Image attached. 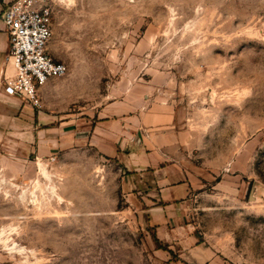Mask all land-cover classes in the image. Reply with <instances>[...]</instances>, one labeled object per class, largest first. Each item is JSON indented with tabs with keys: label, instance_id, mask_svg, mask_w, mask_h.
<instances>
[{
	"label": "rangeland",
	"instance_id": "rangeland-1",
	"mask_svg": "<svg viewBox=\"0 0 264 264\" xmlns=\"http://www.w3.org/2000/svg\"><path fill=\"white\" fill-rule=\"evenodd\" d=\"M38 1L69 67L47 125L120 102L192 191L166 210L152 168L0 130V264H264V0Z\"/></svg>",
	"mask_w": 264,
	"mask_h": 264
},
{
	"label": "crops",
	"instance_id": "crops-1",
	"mask_svg": "<svg viewBox=\"0 0 264 264\" xmlns=\"http://www.w3.org/2000/svg\"><path fill=\"white\" fill-rule=\"evenodd\" d=\"M14 1L0 0V130H14L10 138L21 145H30L32 141L37 140L40 145H45L48 143L49 128L53 129L56 135L55 139L50 141H54L60 146L59 148H65L69 143L74 146L87 144L106 158L118 157L128 167L131 166L129 169L132 168L136 172L152 168L155 170L152 194H156L153 199L158 201L156 204L164 203L166 210L173 208L177 201L187 197L192 187L187 180H178L181 179L180 165L168 164L162 167L164 157L157 155L154 159L152 156L140 157L139 152L135 150L138 123L131 113L127 114L120 102L103 105L93 113L92 119L88 117L89 115L72 119L56 115L55 121H51L48 126L47 117L43 116L38 107L5 91V72L10 76L13 71L6 61L10 39L2 17L6 7ZM51 81L41 89L42 97ZM137 158L142 159L137 163L135 161ZM162 215L166 223L175 218L169 213Z\"/></svg>",
	"mask_w": 264,
	"mask_h": 264
},
{
	"label": "built area",
	"instance_id": "built-area-1",
	"mask_svg": "<svg viewBox=\"0 0 264 264\" xmlns=\"http://www.w3.org/2000/svg\"><path fill=\"white\" fill-rule=\"evenodd\" d=\"M2 19L10 39L6 61L13 71L10 76L5 72V91L41 109V89L69 72L68 65L50 52L52 9L38 0H15L6 7Z\"/></svg>",
	"mask_w": 264,
	"mask_h": 264
},
{
	"label": "bare ground",
	"instance_id": "bare-ground-1",
	"mask_svg": "<svg viewBox=\"0 0 264 264\" xmlns=\"http://www.w3.org/2000/svg\"><path fill=\"white\" fill-rule=\"evenodd\" d=\"M40 165H41V167H42V171H43V173H44L45 175L49 176V173H48L46 167H45L42 163H40ZM53 192H54V191H53ZM3 233H4V231L0 230V239L2 238Z\"/></svg>",
	"mask_w": 264,
	"mask_h": 264
}]
</instances>
